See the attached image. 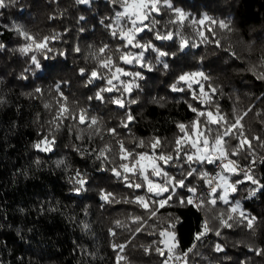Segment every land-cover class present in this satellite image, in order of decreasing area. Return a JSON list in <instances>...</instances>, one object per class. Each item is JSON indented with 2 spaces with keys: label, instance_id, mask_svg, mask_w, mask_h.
I'll list each match as a JSON object with an SVG mask.
<instances>
[{
  "label": "trees",
  "instance_id": "trees-1",
  "mask_svg": "<svg viewBox=\"0 0 264 264\" xmlns=\"http://www.w3.org/2000/svg\"><path fill=\"white\" fill-rule=\"evenodd\" d=\"M168 2L172 9L187 14V19L183 24L170 23L176 13L162 3L159 14L150 17L158 22L152 26L155 31L145 29L136 37L140 44L153 47L143 50V60L132 64L124 63L121 55L138 54L142 49L125 46L106 27H116V15L123 11L120 3L14 0L0 9V264H163L174 254L185 256V264H264V255L254 251L264 249V187L257 188L264 185V80L257 78L264 71V0ZM205 14L228 22L231 31L207 22L203 26L192 23ZM121 25L126 28L127 21L121 20ZM18 26L36 41L55 39H49L43 51L33 45L23 53L20 49L31 41L16 30ZM156 31H171L174 38L157 40ZM181 36L189 42L183 51ZM105 45L107 49L100 53ZM156 50L169 55L158 57ZM109 57L111 70L101 66ZM117 68L132 75L117 73L114 90L102 91L109 87L107 81ZM93 71L98 73L95 78ZM198 71L209 77L201 83L210 103H202L204 97L193 99V93L199 95L197 84L188 89L178 81L180 75ZM137 72L139 77L134 75ZM126 84L133 85L130 93L123 91ZM173 85L184 90L173 91ZM211 88L217 91L213 94ZM97 94L103 99H97ZM121 96L126 107L113 103ZM130 100L136 103H128ZM62 105L68 111L62 113ZM189 105L214 115L219 109L227 121L219 125L221 130L242 117L241 131L233 130L225 137L227 156L239 164L252 163L251 175L258 184L243 180L242 173H231L232 181L242 182L236 184L227 204L219 199L222 189L214 196L203 193L200 208L180 202L194 194L188 188L198 191L204 186L206 181L198 173H207L214 166L192 163L197 173L186 177L189 165L184 151L175 159L176 141L184 135L177 125H191L197 119ZM81 113L84 123L79 122ZM128 114L134 117L132 121H127ZM199 119L204 127L205 118ZM207 126L214 131L218 127ZM244 137L251 141V148L233 154ZM157 138L161 146L153 153L151 144ZM46 139L53 141L50 151L41 150ZM121 143L133 156L162 153L174 157L168 163L157 161L169 176L185 182L151 219L136 198L163 197L153 196L146 187H129L140 183L141 177L120 168L124 163L131 167L132 161L131 157L121 159ZM113 169L121 175H115ZM77 173L85 181L79 192ZM108 193L110 200H103ZM212 198L215 205L209 203ZM236 205L239 210L231 213ZM240 212L255 217L253 228L247 227ZM229 214L232 226L225 227L221 219L227 220ZM135 217L143 219L137 224ZM205 221L210 230L196 239L204 231ZM173 223L178 246L169 254L159 233ZM138 227L142 230L137 231ZM217 245L223 251H216ZM156 248L164 249L165 255Z\"/></svg>",
  "mask_w": 264,
  "mask_h": 264
},
{
  "label": "snow or ice",
  "instance_id": "snow-or-ice-1",
  "mask_svg": "<svg viewBox=\"0 0 264 264\" xmlns=\"http://www.w3.org/2000/svg\"><path fill=\"white\" fill-rule=\"evenodd\" d=\"M14 2V0H0V9L6 8L8 6V3ZM81 3L88 4L90 0H80ZM113 3H120L121 7L123 8L122 12L117 13L116 15V27L109 24L106 27H108L110 30H112L113 36H119L120 39L125 41V46H131L142 49L141 52L138 54L133 53H125L122 54L120 59L124 61V63L132 64L136 62H140L143 60L144 52L143 50L152 48L153 46L150 43L147 44H140L139 41L136 40V37L139 33L145 31V29H148L149 31H155L154 26L156 23H158L155 19H151L152 13L159 14L160 12V5L163 3L167 8L172 9L171 3L168 2V0H112ZM176 13V19L173 21H170V23H179L183 24L184 20L187 19V14H185L180 9H172ZM83 19V17H81ZM121 20H126L128 26L125 28L121 25ZM145 21H148L146 24ZM205 22L208 23V25H217L220 29H224L227 31H231L230 24L228 22H225L223 20H215L211 17L205 16L200 21L193 20V24H200L205 25ZM21 35L24 36L26 40L31 41L26 47L21 48L20 51L23 53H28L30 50H32L33 45H35V50L37 51H43L47 49V42L49 39H55V37L49 38L44 37L40 41H36L34 37H32L28 32L23 31L19 26L16 29ZM209 31L212 33V35H215V32L209 27ZM199 35L202 40H206L207 37L205 36L203 31H199ZM155 38L157 40H173L174 34L171 31H167L165 33H161L159 31L155 32ZM217 45H219V41H215ZM188 41L183 36L180 37V50L183 51L185 47L188 46ZM193 47H196L197 45L192 44ZM0 47H3V45H0ZM107 49V45L99 49L100 53L105 52ZM76 51H79L77 48ZM157 51L158 57H164L168 56L169 53L163 52V51ZM174 55V53L172 54ZM34 64H36L37 67H39V63L36 60L35 56L31 57ZM112 60L109 57L108 59H105L101 61V66L111 70L110 65H112ZM142 66H144L142 64ZM163 67L166 69L168 68L167 63H163ZM84 70L81 69V73L83 74ZM117 73H122L124 75H132L131 73L124 72L123 69L117 68L116 72L112 74V78L108 79L107 83L109 87L106 89H103L102 91L112 92L115 88V85H113V80H119V76ZM135 76L139 77L140 73H135ZM92 77H97L98 73L96 71L91 72ZM103 78V77H101ZM200 78V79H196ZM257 78L264 80V71L259 72L257 74ZM209 77L202 71L198 72H192V73H185L183 75H180L178 78L179 82H183L187 85L188 89H192L193 84H197L199 86V95H196L193 93V99H200L201 97H206V100H202L201 102H207L210 103L211 97L207 92H205L204 86L201 83V80H208ZM89 83H91V80H89ZM133 85L132 84H126L123 88L124 92L130 93ZM117 91H120V89H116ZM173 91H183L182 88H177L175 85L172 86ZM37 92H40L41 90L39 88L36 89ZM217 90L215 88H211V93H215ZM97 99H103V97L99 94H97ZM113 103L118 104L120 107H126L124 98L121 96L115 100H113ZM128 103H136L135 100H130ZM47 107V105H46ZM189 108L192 112L197 113V119L194 120L191 125H185L183 123H180L177 125L180 132L184 135L177 139L176 144L177 148L175 149L177 155L175 159H180V152L184 151V159L185 163L189 165V171L185 173V176H192L194 173H197V169L192 168V163H198V164H204V163H215L216 160H227V150H226V143L225 137H229L232 135L233 130H236L237 132H240L243 128V125L241 124L242 117H238L231 125H229L227 128H224L223 130L220 129L219 125L226 124L227 121L225 118L221 115H219V109H217L216 114L214 115L212 111H200L195 107H192V105H189ZM68 109L65 106H61V112H66ZM200 117H204L205 121L204 127H200ZM134 117L131 114L127 115V121H132ZM79 122L84 123L85 122V116L83 113L79 116ZM91 123L95 124L96 120L91 119ZM216 124L218 125L217 129L214 131L207 125ZM127 127V123L124 125ZM110 131L115 134V129H110ZM255 139L259 140V137H255ZM53 141L44 140L42 141V144L45 145L43 148H41V144H37V148H41L43 151H50L51 150V144ZM140 146H143V141L140 142ZM161 146V141L157 138L154 140L151 144V147L153 149V153H155V149L157 147ZM244 147L251 148V141L247 139V137H244L240 139L239 148L237 151L233 154H238V151ZM192 149L193 151L189 152L187 149ZM120 154L121 159L128 161L129 158H132L131 161V167L129 166V163H124L120 165V168L123 169L124 173H138L141 177V182L136 184H129V187H135L137 189L141 187H146V190L148 193H151L153 196L156 197H163V199H145L143 196H139L136 198V202L139 203L148 213V218L151 219L155 216H157V213L159 209L164 208L168 205V201L171 200L172 195L174 194V189L176 187H185V182L183 179L176 180L174 177L169 176V174L160 167L159 164L156 163L157 160L162 161L164 163H168L169 161H172L174 157L172 156H166L164 154L159 155H149L147 153H141L136 156H133L132 152L128 151L124 148L123 143L120 144ZM103 155V153H101ZM215 157V159H214ZM146 162V163H145ZM150 169V171H149ZM222 169L226 170L228 172H236V168L234 166V162L231 160H227L226 163L222 164ZM115 175L120 176L121 172L117 169L112 170ZM202 179H204L207 184L210 186L211 193L213 196L215 195L217 189H222L223 194L219 197L220 200H222L225 204L228 203V196L229 192H235L236 191V184L241 183L242 181H236L235 183H230L227 176L224 175H218V183L213 185V179H210L208 176V173H198ZM246 178L250 180L253 184H258V181L255 180L252 176L245 173ZM162 178L160 180H156L153 178ZM125 179H127V176H124ZM76 183L81 185V188L76 189L77 192H79L82 189V186L84 185L85 181L84 179L80 178V174L77 173V180ZM261 187H264V185H261ZM189 192L195 193L196 189L194 187L188 188ZM168 193L167 196L164 194ZM255 193H253L254 195ZM111 198V194H105L102 196V199L105 201H109ZM181 204H191L194 205L197 208H200L203 206V201L197 202L196 200L192 198H188L186 201L181 200ZM210 204L215 205L216 199L212 198L209 201ZM239 210V205H236L235 207L231 208V213H236ZM241 217H244V219L247 220V227L253 228L254 227V221L255 217H247L244 215L243 212L239 213ZM223 215V214H221ZM233 217L231 214H229L228 219L224 220L221 219V223L225 227H231L232 225L228 223V220H231ZM135 222L139 224L142 221V217H135ZM87 227V225H85ZM175 228V224H170L169 229H165L163 231H160L159 235L164 238L162 241L165 246L167 247V251L169 254H171L174 249L178 246L176 242V234L171 229ZM204 231L197 235L196 239H200V237L204 234H206L210 229L208 228V222L205 221L203 225ZM137 231H141L142 229L138 227L136 229ZM216 235L219 236L220 232L217 231ZM116 247V246H114ZM121 250L123 249V245L119 246ZM145 251H150V249H146ZM156 251L164 256L165 252L164 249L156 248ZM216 251H223L222 247L220 245L216 246ZM257 255H264V249H255L254 250ZM186 255V253H185ZM177 259H180V257H176ZM118 260L122 259V257H117ZM172 259V256L169 255L163 264H168V261Z\"/></svg>",
  "mask_w": 264,
  "mask_h": 264
},
{
  "label": "built area",
  "instance_id": "built-area-1",
  "mask_svg": "<svg viewBox=\"0 0 264 264\" xmlns=\"http://www.w3.org/2000/svg\"><path fill=\"white\" fill-rule=\"evenodd\" d=\"M227 160H231L234 162V166L236 168V172L237 173H242V174H250L252 171V166L253 164H239L237 162H235L233 159H231L230 157H227ZM227 160L221 161V160H217L214 163V166L208 171V176L210 179H213V185L215 186L216 183H218V175H224L227 176V171L222 169V164L226 163ZM228 177V176H227ZM203 193H211V189L210 186L207 184V182H205L204 186L199 189L198 191H196L191 198L196 200L197 202L200 201V199L203 196ZM176 257H180V259H177ZM185 261V256H179V255H172V259H170V264H183Z\"/></svg>",
  "mask_w": 264,
  "mask_h": 264
},
{
  "label": "rangeland",
  "instance_id": "rangeland-1",
  "mask_svg": "<svg viewBox=\"0 0 264 264\" xmlns=\"http://www.w3.org/2000/svg\"><path fill=\"white\" fill-rule=\"evenodd\" d=\"M196 79H200V78H196ZM201 81H202V80H201ZM205 92H206V91H205ZM204 98H206V97H204ZM43 146H45V145H43ZM227 157L229 158V156H227ZM214 159H215V157H214ZM216 161H217V160H216ZM145 163H146V162H145ZM156 163L159 164L158 161H156ZM207 173H208V171H207ZM231 173H233V172H228V171H227V174H228L227 176H228L229 182H230V183H235L234 181H232V180L230 179ZM248 175L252 176L251 173L248 174ZM242 179H243V180H248V179L246 178V175H245V174L243 175V178H242ZM239 181H241V180H239ZM260 187H261V185H258V186H257V188H260ZM254 189H255V188H254ZM231 193H232V192L230 191V192H229V196H230ZM222 194H223V192H222ZM229 196H228V198H229ZM163 239H164V238H163ZM184 264H185V263H184Z\"/></svg>",
  "mask_w": 264,
  "mask_h": 264
}]
</instances>
